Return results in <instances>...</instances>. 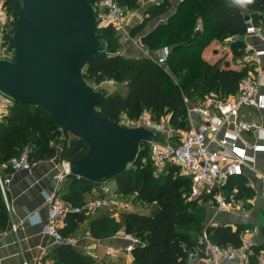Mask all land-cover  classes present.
I'll return each mask as SVG.
<instances>
[{
  "label": "trees",
  "instance_id": "16d2710c",
  "mask_svg": "<svg viewBox=\"0 0 264 264\" xmlns=\"http://www.w3.org/2000/svg\"><path fill=\"white\" fill-rule=\"evenodd\" d=\"M89 1L99 8L101 0ZM116 1L125 11L137 7L136 0ZM4 2L12 11L13 19H9L3 32L6 30L5 36L13 48L11 33L20 11V0ZM172 2L159 0L147 9L148 16L163 13ZM245 10L248 21L243 20L244 15L232 1L178 0L164 23L140 36L141 44L146 45L150 53L163 45L169 47L162 65L149 56L123 55L112 25H99L102 33L98 34L97 28L95 34L109 41V51L93 56L83 67L82 76L89 84L99 86L103 82H113L120 87L113 93L102 88L106 94L96 105V110L115 123H121L122 114L127 120H136L142 110L149 112L152 120L158 123L167 113L171 128L187 129L186 98L193 105L202 101L205 95L224 99L236 91L241 78L254 72V68L241 59L247 50L240 36L248 23L257 25L264 21V0H253ZM136 29H131V36ZM236 35L238 38L228 41L227 47L239 67L231 68L226 60L220 66V59L211 61L202 57L201 52L210 41L221 42ZM57 143L61 147L59 158L66 163L79 159L88 149L83 139L61 129L43 108L29 103H14L0 119V169L10 173L11 160L24 149H27L31 164L54 157L57 155ZM126 166L129 167L114 180L117 192L134 194L142 203L156 204L155 208L124 209L122 225L109 212L100 210L95 215H88L84 211L69 210L65 225L58 228L63 240L85 221L89 235L95 239L113 236L122 227L124 234L137 239L129 252L130 264H190L188 258L198 248L196 239L201 231H205L216 245H240L239 236L244 226L205 225L207 205L204 202L208 198L188 199L189 179L179 175L176 166L166 164L158 175H152L145 141ZM64 179L59 187L64 197L60 198L72 208L81 207L83 195L91 192L94 183L70 174H64ZM246 181L242 173L229 176L224 186L225 193L229 195L234 188V199L251 195ZM7 223V208L0 191V229ZM260 248L264 249L263 243L256 250ZM49 259L61 264H91L87 255L64 243L55 248Z\"/></svg>",
  "mask_w": 264,
  "mask_h": 264
},
{
  "label": "water",
  "instance_id": "95a60500",
  "mask_svg": "<svg viewBox=\"0 0 264 264\" xmlns=\"http://www.w3.org/2000/svg\"><path fill=\"white\" fill-rule=\"evenodd\" d=\"M98 13L89 0H20L12 58L0 55V94L12 104L43 108L61 129L87 143L86 153L67 163L66 174L111 182L142 142L164 135L154 127L115 123L96 110L106 92L87 83L82 69L109 51V41L95 34ZM258 234L264 244V223Z\"/></svg>",
  "mask_w": 264,
  "mask_h": 264
},
{
  "label": "built area",
  "instance_id": "2783aa9c",
  "mask_svg": "<svg viewBox=\"0 0 264 264\" xmlns=\"http://www.w3.org/2000/svg\"><path fill=\"white\" fill-rule=\"evenodd\" d=\"M232 1V0H227ZM126 11L116 0H101L99 3L100 23L112 24L120 28ZM9 21L8 12L0 0V49L4 42V28ZM102 26V25H100ZM197 25L195 26V29ZM244 35L260 37L264 40V21L254 25L248 23ZM169 53V47L163 45L151 52V57L156 63L164 64ZM2 56V55H1ZM6 57V56H4ZM264 58V47L260 49H247L241 59L254 68L238 82L236 91L224 99H215L207 96L197 104L187 106V115L197 116V124L189 122L187 129L180 133L172 132L153 125L149 112L142 110L136 125L154 127L161 133L160 140L147 141L148 160L152 165V175H158L166 164L177 167L178 174L189 179V198L206 196L208 202L219 211L230 209L232 199L226 194L223 185L227 178L240 174L245 167L253 163V154L264 151V145L255 140L248 141L244 134H255L254 139H264V125L254 117L242 113L244 108H253L264 111V69L259 68V59ZM262 89V90H261ZM12 103L0 94V119L4 117ZM177 136L176 139L172 138ZM11 173L16 170H28L31 163L27 149L11 160ZM250 169H252L250 167ZM67 173V169H66ZM65 173L59 174V181ZM264 178V175H260ZM10 182V174L0 176V186ZM102 197H96L84 203V209L91 210L110 204L109 194L112 192L108 182L100 183ZM44 200L48 207L47 218L43 232L50 235L56 242L63 239L58 231L57 221L64 217L69 210L82 212L83 207L72 208L60 196L44 193ZM241 243L238 247L219 246L212 242L205 231L197 236V249L204 253L215 254L232 264H249V257L253 254L255 264H264V249H257L261 242H255L247 235H240ZM137 239L127 235L123 252L129 253ZM256 250V251H255ZM113 250H105V256L116 257ZM193 252L189 256L191 260ZM41 264H61L51 259L44 260Z\"/></svg>",
  "mask_w": 264,
  "mask_h": 264
},
{
  "label": "crops",
  "instance_id": "0c3cea01",
  "mask_svg": "<svg viewBox=\"0 0 264 264\" xmlns=\"http://www.w3.org/2000/svg\"><path fill=\"white\" fill-rule=\"evenodd\" d=\"M158 1L136 0L137 7L126 11L123 19L124 34L129 37L131 36V29H137L131 36L130 40L133 41L129 39V42L123 41V46L120 47V52H123V55L128 57L151 55L147 46L141 44L140 36L152 31L157 25L164 23L167 17L173 13L178 0H173L163 13L156 16H148L147 9ZM239 9L241 14H246L245 7L243 9L239 7ZM237 38L238 35L225 39L222 43L225 42L227 44L228 41H233ZM240 39L243 41L246 50L264 47V40L260 37L242 34ZM219 44L221 43L218 40L210 41L202 50V57L211 61L220 59V66L225 64L223 61L226 60L231 68L239 67L238 61L231 58L228 47H223ZM259 68L264 69V58L259 59ZM113 84L111 86H117ZM189 105L192 104H187V106ZM241 112L246 116L254 117L261 125H264L263 110L248 107L242 109ZM189 122L194 125L197 124V116L190 113ZM244 137L248 141L255 140L258 144L264 145V139H254L255 134L247 133L244 134ZM56 150V156L34 162L28 170H16L12 173H6L0 169L1 177L10 174V182L4 184L3 187L0 186L2 199L8 213L7 226L0 229V264H41L44 260L51 257L52 252L59 244L63 243L70 244L87 255L91 260V264H130L131 255L123 252L127 235L123 233L122 227L113 236L95 239L89 235L87 221H85L77 227L72 235L61 242H56L50 235L43 232L48 212V207L43 196L44 193L56 194L60 197L62 196L61 198L64 197V193L59 190V187L66 179L63 176L61 181H59L57 176L61 173L66 174L67 163L61 161L59 158L61 147H56ZM250 167H245L241 173L247 180L245 185L251 192V199L249 200V198L245 197L240 198V201L236 199V206H234L235 209L232 211H229L230 209L219 211L211 203L207 204L205 225L230 226L231 228L236 224L252 225L253 230L248 236L259 243L261 240L258 234V226L264 223V178L260 176L264 175V151H258L253 154V163L250 164ZM111 182L114 183V181ZM93 183L91 192L84 194L82 197L83 203L81 207L83 209L85 202L96 197L106 196L100 191L101 182ZM234 191L235 189L231 188L230 193H234ZM112 192L123 195L118 193L117 190L116 192ZM127 196L136 198L134 194H128ZM109 200L110 204L101 208L84 209L83 211L88 215H95L100 210L109 212L114 219L118 216L116 219L120 221L117 222L120 223L119 225H122L123 212H114L116 208L112 205L113 200L111 201V198ZM244 200L249 203L247 210H243L240 207L245 202ZM135 201L136 204L131 205L127 209L149 210L137 205L141 201L137 199ZM66 219L67 215L57 221L58 228L65 225ZM107 249L115 251L117 253L116 257L105 256V250ZM190 264L232 263L222 259L218 255L204 253L200 249H196L193 251ZM249 264H255L253 254L249 257Z\"/></svg>",
  "mask_w": 264,
  "mask_h": 264
},
{
  "label": "rangeland",
  "instance_id": "374dc122",
  "mask_svg": "<svg viewBox=\"0 0 264 264\" xmlns=\"http://www.w3.org/2000/svg\"><path fill=\"white\" fill-rule=\"evenodd\" d=\"M3 1V3H4V6H5V10L8 12V15H9V19H10V21L13 19V13H12V11L10 10V8H9V6L8 5H5V2H4V0H2ZM241 9H243V8H241ZM110 24V23H109ZM109 24H107V25H109ZM8 25V24H7ZM100 25H106V23H103V22H101L100 23ZM110 25H112V24H110ZM112 27L114 28V32H115V34L119 37V42H120V46H123V41L125 42H129V40L131 39V36H129V37H127L125 34H124V32H123V22H122V25H121V27L120 28H117V27H115V26H113L112 25ZM6 29V28H5ZM8 29H9V27H8ZM101 28L100 27H98V29H97V33L98 34H101L102 33V31L100 30ZM5 33H6V30H5V32H4V42L1 44V49H0V55H2V56H6V57H9V58H12V54H13V51H14V49L13 48H11V44H10V42L8 41V39L6 38V36H5ZM129 39V40H128ZM130 41H133V40H130ZM221 44H219V45H221V46H223V47H227V44L225 43V42H223L222 43V41L220 42ZM121 53H123V52H121ZM113 82H103L102 84H100L99 86H96V85H94L93 83H90L92 86H94V87H102V88H106L107 90H108V92L109 93H113V92H115V91H117L118 90V88L120 87V84H116L117 86H111V84H112ZM113 85H115V83L113 84ZM207 96H209V95H205L202 99H204V98H206ZM186 103L187 104H189V103H191L190 101H189V99H187L186 98ZM121 119H122V121H121V123H123L125 126H128V127H133V126H137L136 125V122H135V120H127V119H125L124 118V116H123V114H122V116H121ZM155 121H154V123H153V125H155ZM158 126H162L163 128H165V129H171V131L172 132H178V133H180L182 130H174L173 128H171L170 126H169V124H168V114L167 113H165L164 114V116H162L160 119H159V121H158V123H156ZM61 141V140H60ZM59 141V142H60ZM59 143H57L56 144V147H58L59 145H58ZM130 166V165H129ZM129 166H126V167H129ZM109 186H110V189H111V191H115L116 192V190H117V188H116V186H115V183H112V182H109ZM109 197L108 198H111V201L113 200L114 201V203H113V201H112V205H114L115 206V208H116V210L114 211V212H116V213H120V211H121V213L123 212V210L124 209H127L128 207H130L131 205H134V204H136V201H135V199L136 198H133L132 196H127V195H125V196H123V195H120V194H117V193H113V192H111L109 195H108ZM230 197H231V199H232V202H231V205H230V210L229 211H232L233 209H235L234 208V206H236V202H237V200L238 201H240L239 199L240 198H236V199H234L235 197H234V195H233V193H230ZM187 198L189 199V196L187 195ZM245 198H249V200L251 199V195L249 196V195H247V196H245ZM236 200V201H235ZM201 201V200H200ZM245 201V200H244ZM206 205L207 204H210L208 201H205L204 202ZM137 205H139L140 207H143V209H152V208H155V206H156V204H146V203H142V202H138L137 203ZM241 207V209H243V210H247L248 208H249V203H247V201H245V202H243L242 203V205L240 206ZM118 216H116V218H117ZM115 218V221L117 222V221H120L119 219H116ZM117 223H119V222H117ZM120 224V223H119ZM240 225H242V224H240ZM244 227H243V229L241 230V232H240V235H250L251 234V231L253 230V227H252V225H243ZM80 233V232H79Z\"/></svg>",
  "mask_w": 264,
  "mask_h": 264
},
{
  "label": "clouds",
  "instance_id": "9594fccd",
  "mask_svg": "<svg viewBox=\"0 0 264 264\" xmlns=\"http://www.w3.org/2000/svg\"><path fill=\"white\" fill-rule=\"evenodd\" d=\"M253 0H232V4L244 8L246 5L251 4Z\"/></svg>",
  "mask_w": 264,
  "mask_h": 264
}]
</instances>
